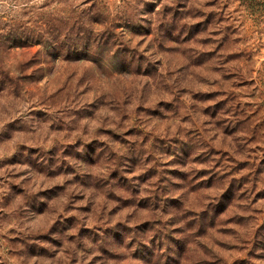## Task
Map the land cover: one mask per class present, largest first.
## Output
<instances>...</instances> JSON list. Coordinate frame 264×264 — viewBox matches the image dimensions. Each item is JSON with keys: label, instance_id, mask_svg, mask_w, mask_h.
I'll use <instances>...</instances> for the list:
<instances>
[{"label": "clouds", "instance_id": "9594fccd", "mask_svg": "<svg viewBox=\"0 0 264 264\" xmlns=\"http://www.w3.org/2000/svg\"><path fill=\"white\" fill-rule=\"evenodd\" d=\"M261 61L264 0H0V264H264Z\"/></svg>", "mask_w": 264, "mask_h": 264}, {"label": "rangeland", "instance_id": "374dc122", "mask_svg": "<svg viewBox=\"0 0 264 264\" xmlns=\"http://www.w3.org/2000/svg\"><path fill=\"white\" fill-rule=\"evenodd\" d=\"M217 47H220V46L218 45ZM27 51L28 50H25V52ZM229 57L230 59H233V60H240L241 54L237 52H230ZM261 62L264 63V61H261ZM72 79L78 80L79 77L76 76L75 73L70 68L66 69L65 72L63 73V82H58L56 79H53L52 83L49 85V88L51 91H57L64 86V83H67L68 80H72ZM244 164L246 166V162H244ZM241 179L243 180L244 178L242 177ZM241 187H243V185H241ZM241 195L243 196V193ZM258 200L264 201V191L256 193V196L253 202L255 203ZM260 228H264V223L260 225ZM233 264H236V262L234 261Z\"/></svg>", "mask_w": 264, "mask_h": 264}]
</instances>
